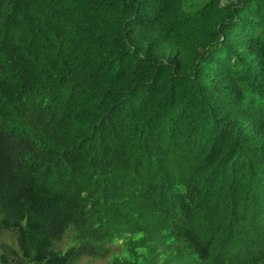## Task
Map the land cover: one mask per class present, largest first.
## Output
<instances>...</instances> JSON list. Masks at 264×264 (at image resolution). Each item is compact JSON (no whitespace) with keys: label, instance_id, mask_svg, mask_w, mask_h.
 Listing matches in <instances>:
<instances>
[{"label":"trees","instance_id":"obj_1","mask_svg":"<svg viewBox=\"0 0 264 264\" xmlns=\"http://www.w3.org/2000/svg\"><path fill=\"white\" fill-rule=\"evenodd\" d=\"M84 259L264 264V0H0V264Z\"/></svg>","mask_w":264,"mask_h":264},{"label":"rangeland","instance_id":"obj_2","mask_svg":"<svg viewBox=\"0 0 264 264\" xmlns=\"http://www.w3.org/2000/svg\"><path fill=\"white\" fill-rule=\"evenodd\" d=\"M4 241L7 242L10 246H14V240L12 236L6 235ZM81 264H108L106 261L95 260V259H84Z\"/></svg>","mask_w":264,"mask_h":264}]
</instances>
